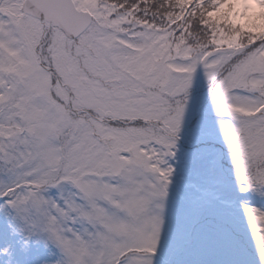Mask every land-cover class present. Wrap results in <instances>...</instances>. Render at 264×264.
Wrapping results in <instances>:
<instances>
[{
    "label": "snow or ice",
    "instance_id": "snow-or-ice-1",
    "mask_svg": "<svg viewBox=\"0 0 264 264\" xmlns=\"http://www.w3.org/2000/svg\"><path fill=\"white\" fill-rule=\"evenodd\" d=\"M0 264H264V0H0Z\"/></svg>",
    "mask_w": 264,
    "mask_h": 264
}]
</instances>
